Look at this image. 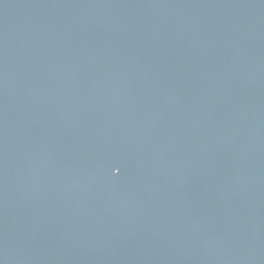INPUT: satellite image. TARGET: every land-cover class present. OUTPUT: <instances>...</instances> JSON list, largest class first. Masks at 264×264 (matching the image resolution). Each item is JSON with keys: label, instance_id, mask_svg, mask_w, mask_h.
<instances>
[{"label": "water", "instance_id": "water-1", "mask_svg": "<svg viewBox=\"0 0 264 264\" xmlns=\"http://www.w3.org/2000/svg\"><path fill=\"white\" fill-rule=\"evenodd\" d=\"M0 264H264V0H0Z\"/></svg>", "mask_w": 264, "mask_h": 264}]
</instances>
